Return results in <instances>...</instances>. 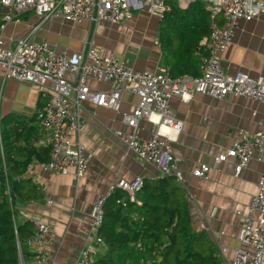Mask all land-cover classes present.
<instances>
[{
	"label": "crops",
	"instance_id": "obj_1",
	"mask_svg": "<svg viewBox=\"0 0 264 264\" xmlns=\"http://www.w3.org/2000/svg\"><path fill=\"white\" fill-rule=\"evenodd\" d=\"M6 12L0 7V22ZM18 17L19 21L4 23L1 31L3 41L11 47L17 39L28 36L32 27L39 23L31 11ZM159 24V18L145 11L134 12L129 19L114 24H95L87 20L69 22L54 17L40 24L31 37L68 53L84 50L91 44L105 54L114 53L134 70L158 72L166 69L169 72L158 43ZM221 66L229 75L241 71L255 78L264 73V13L238 22L232 41L221 55ZM65 76L71 82L75 79L72 73ZM86 85L93 91L109 88L107 83L90 79L86 80ZM42 99L35 85L0 79V146L1 132L12 129L19 121L24 126H36L34 134L26 135L34 148L47 145L48 135L36 117ZM137 101L134 93L123 88L118 110L89 101L81 103L82 125L78 136L71 138L72 141L78 140L91 154V160L81 175L76 176L73 171L61 175L43 170L42 162L32 158L25 172L13 178L16 182L22 181L24 190L34 185L41 193V197L35 200L17 201L14 212L16 223L36 220L45 224L52 234L53 239L46 244L27 245L26 242L29 252L47 256L48 261L43 264L77 262L86 237L92 232L88 216L90 207L98 194H107L111 182L120 178H157L155 168L136 158L115 135L128 131L122 122L123 115L131 114ZM170 106L182 122V130L176 134L166 126L158 129L162 136L171 140V152L181 172V186L187 196L191 226L201 234L195 245L199 252H212L219 264H230L234 251L240 246L239 230L244 225L263 172L264 103L231 95L216 99L194 92L186 100L180 96L171 97ZM22 125L19 124L18 132ZM155 127L142 120L140 133L148 136ZM260 130L263 133L261 150L254 151L240 172H236L234 160L214 162L215 156L234 142H239L243 134L252 135ZM15 141V158L24 159L21 148L27 140L18 138ZM197 164L207 165L206 178L193 175ZM260 216L254 212L251 218L256 220ZM32 228L35 232L33 225ZM101 251L103 246H97L96 254Z\"/></svg>",
	"mask_w": 264,
	"mask_h": 264
},
{
	"label": "built area",
	"instance_id": "obj_2",
	"mask_svg": "<svg viewBox=\"0 0 264 264\" xmlns=\"http://www.w3.org/2000/svg\"><path fill=\"white\" fill-rule=\"evenodd\" d=\"M176 1L181 8L200 2L211 18L206 41L199 44L200 65L196 77H173L166 69L158 72L134 70L114 53L105 54L91 44L84 50L68 53L58 51L48 42L34 41L31 37L40 24L54 17L69 22L87 20L95 24H114L129 19L134 12L145 11L162 20L170 9L168 0H0V7L7 10L0 22V79L35 85L44 99L36 111L50 145L49 159L41 164L43 170L61 175L70 171L76 176L82 174L91 160V154L78 140H71L78 136L82 125L79 112L81 103L89 101L97 106L118 110L123 88L134 93L138 101L131 114L123 115L122 122L128 131L115 135L136 158L155 168L157 178L171 176L177 184H182L183 179L171 152V140L162 136L158 129L166 126L176 134L182 130V122L171 109V97L180 96L186 100L197 92L216 99L231 95L264 103V73L255 78L241 71L229 75L221 66V55L232 41L239 20H251L264 13V0ZM29 11L37 16L39 23L32 27L28 36L17 39L14 47H11L1 37L4 23L19 21L18 16ZM66 73L74 74V81L68 80ZM88 79L107 83L109 88L90 90L86 85ZM142 120L157 126L150 130L148 136L140 133ZM262 142V130L252 135L243 134L239 142H234L215 156L214 162L234 160L235 170L240 172L254 151L261 150ZM0 156L6 177L4 193L8 195L7 159L1 146ZM207 171V165L197 164L193 175L206 178ZM142 182L139 177L132 180L120 178L109 184L107 194L96 196L88 212L92 232L87 235L85 246L74 264H91L97 246L102 245L98 229L103 222V204L107 195L121 189L129 195L130 201H135ZM254 212L261 214L256 220L251 218ZM31 223L35 232L28 238L27 245L46 244L53 239L45 224L36 220ZM238 240L240 246L234 251L230 264H264V163L257 192L249 204ZM18 250V264H43L48 261L43 253L24 260L19 246Z\"/></svg>",
	"mask_w": 264,
	"mask_h": 264
},
{
	"label": "trees",
	"instance_id": "obj_3",
	"mask_svg": "<svg viewBox=\"0 0 264 264\" xmlns=\"http://www.w3.org/2000/svg\"><path fill=\"white\" fill-rule=\"evenodd\" d=\"M168 2L170 9L160 20L158 31L164 65L173 77H196L199 43L209 33V12L200 2L186 8H181L176 0ZM19 124L22 125L19 121L12 129L1 132L9 194L4 193L6 177L0 157V264H18V246L24 259L33 255L26 247L34 234L32 223H16L14 205L40 198L41 193L34 185L24 190L22 181L13 178L25 172L32 158L42 163L49 159V143L34 148L26 137L27 133L34 134L36 126L22 125L18 132ZM18 138L27 140L21 148L24 159L15 158ZM135 199L130 201L121 189L106 197L103 222L98 229L103 251L94 256L91 264H219L212 252L194 249L201 234L192 229L185 190L172 177L143 179Z\"/></svg>",
	"mask_w": 264,
	"mask_h": 264
},
{
	"label": "rangeland",
	"instance_id": "obj_4",
	"mask_svg": "<svg viewBox=\"0 0 264 264\" xmlns=\"http://www.w3.org/2000/svg\"><path fill=\"white\" fill-rule=\"evenodd\" d=\"M239 21H240V20H239ZM49 150H50V149H49ZM168 177H171V176H168ZM178 185H180V186H181L182 184H178ZM181 187H182V186H181ZM139 190H140V189H139ZM139 190H138V191H139ZM138 191H137V192H138ZM137 192H136V193H137ZM107 196H108V195H107ZM194 249H195V250H197V251H199V250H200V249H199V247H198L197 245H195V246H194ZM96 252H97V251H96ZM96 252L94 253V255L96 254ZM35 254H37V253H34L33 255H35ZM94 255H93V257H94ZM22 258L24 259V257H23V256H22Z\"/></svg>",
	"mask_w": 264,
	"mask_h": 264
}]
</instances>
